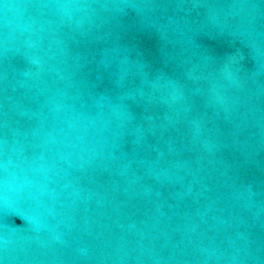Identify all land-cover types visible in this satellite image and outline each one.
Here are the masks:
<instances>
[{"label":"water","instance_id":"obj_1","mask_svg":"<svg viewBox=\"0 0 264 264\" xmlns=\"http://www.w3.org/2000/svg\"><path fill=\"white\" fill-rule=\"evenodd\" d=\"M0 264H264V0H0Z\"/></svg>","mask_w":264,"mask_h":264}]
</instances>
